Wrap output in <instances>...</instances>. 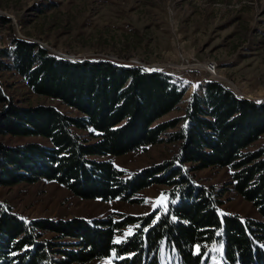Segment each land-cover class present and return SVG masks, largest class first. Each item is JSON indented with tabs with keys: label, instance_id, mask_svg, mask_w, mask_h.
<instances>
[{
	"label": "trees",
	"instance_id": "16d2710c",
	"mask_svg": "<svg viewBox=\"0 0 264 264\" xmlns=\"http://www.w3.org/2000/svg\"><path fill=\"white\" fill-rule=\"evenodd\" d=\"M1 71L13 72L33 94L58 100L77 115L48 105L20 106L0 85V136L50 143L1 144L0 188L44 180L83 200L108 202L128 201L158 184L170 187V202L156 218L29 223L0 205V264H88L112 254L113 264H159L164 243L181 264H208L209 247L216 244L223 264H264V101L205 82L183 117L159 123L179 108L187 91L173 72L67 60L16 38L0 49ZM168 131L179 150L173 161L125 179L105 159L156 145ZM208 168L230 169L234 191L262 220L223 215L222 192L197 184L192 175ZM132 224L137 232L117 243V234Z\"/></svg>",
	"mask_w": 264,
	"mask_h": 264
},
{
	"label": "rangeland",
	"instance_id": "374dc122",
	"mask_svg": "<svg viewBox=\"0 0 264 264\" xmlns=\"http://www.w3.org/2000/svg\"><path fill=\"white\" fill-rule=\"evenodd\" d=\"M13 38L38 41L52 52L78 61L108 60L147 70L167 68L187 91L179 108L159 123L183 117L192 95L210 80L243 98L264 101V0H0V49L9 47ZM208 62L217 65L215 77L206 71ZM0 85L20 106L48 105L77 115L58 100L33 94L11 71L0 72ZM170 133L162 135L156 145L105 159L129 179L175 159L179 150L177 143L169 142ZM27 143L50 146L42 137L0 136V145ZM192 175L197 184L222 192L223 215L262 220L253 204L234 191L230 169L208 168ZM169 191L170 187L155 184L128 201L104 202L83 200L56 182L42 180L1 187L0 205L26 223L109 217L120 221L129 216L156 218L170 202ZM137 226L121 230L116 242L133 235ZM209 251L208 264H223L220 244ZM114 258L112 254L88 264H113ZM159 264L181 263L164 243Z\"/></svg>",
	"mask_w": 264,
	"mask_h": 264
},
{
	"label": "water",
	"instance_id": "95a60500",
	"mask_svg": "<svg viewBox=\"0 0 264 264\" xmlns=\"http://www.w3.org/2000/svg\"><path fill=\"white\" fill-rule=\"evenodd\" d=\"M19 40H23V39H19ZM23 41L31 42V43H33V44H38V45L42 46L43 48L48 49L49 51L52 52V50L49 49L46 45H44V44H42V43H40V42H38V41H27V40H23ZM52 53H54L55 55H57V56H59V57H61V58H63V59L74 60V59L67 58V57H65V56H63V55L57 54L56 52H52ZM92 61H106V62H111V63L117 64V63H115V62H113V61H108V60H92ZM117 65L124 66V67H142V68H145V67H143V66H130V65H123V64H117ZM145 69H146V68H145ZM149 71H151V72H165V71H167V68H163V69L152 68V70H149ZM227 88H228V87H227ZM228 89H230V88H228ZM230 90H231L232 92L236 93L234 90H232V89H230ZM236 94H237V93H236ZM246 99H247V98H246ZM248 100H251V99H248Z\"/></svg>",
	"mask_w": 264,
	"mask_h": 264
},
{
	"label": "built area",
	"instance_id": "2783aa9c",
	"mask_svg": "<svg viewBox=\"0 0 264 264\" xmlns=\"http://www.w3.org/2000/svg\"><path fill=\"white\" fill-rule=\"evenodd\" d=\"M217 65L214 62H208L206 65V71L210 76L215 77Z\"/></svg>",
	"mask_w": 264,
	"mask_h": 264
}]
</instances>
